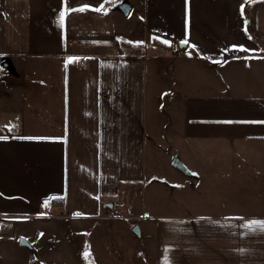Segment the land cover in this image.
Listing matches in <instances>:
<instances>
[{
  "label": "crops",
  "instance_id": "crops-1",
  "mask_svg": "<svg viewBox=\"0 0 264 264\" xmlns=\"http://www.w3.org/2000/svg\"><path fill=\"white\" fill-rule=\"evenodd\" d=\"M121 1L0 0V59L15 68L0 65V234L11 227L4 215L106 225L122 217L112 212L119 205L131 237L141 220L142 241L152 240V260V250L135 254L145 264H264V232L241 227L264 220V123H254L264 121V0H129L128 15L114 9ZM84 5L61 26V11ZM101 5L107 12L92 10ZM177 46L178 59L202 60L182 65L201 82L166 100L182 106L183 138L203 143L188 148L202 162L180 160L181 171L208 192L233 188L229 199L210 198L219 208L210 213L149 205L163 202L152 185L148 71ZM68 57L80 59L66 66ZM91 261L108 263L97 252Z\"/></svg>",
  "mask_w": 264,
  "mask_h": 264
},
{
  "label": "rangeland",
  "instance_id": "rangeland-1",
  "mask_svg": "<svg viewBox=\"0 0 264 264\" xmlns=\"http://www.w3.org/2000/svg\"><path fill=\"white\" fill-rule=\"evenodd\" d=\"M135 5L137 6V2ZM179 49L180 46H177L171 56H164L158 62L152 58L148 71V113L153 125L152 135L147 132V139L150 143L154 142L156 146L150 156L152 173L156 174L152 185L160 187L163 202L159 205L155 203L149 205L156 212L163 214L210 213L219 210L216 206L218 203H211L210 198L229 199L232 197L233 188L225 183L216 188L210 187L211 192H208V188L201 184L192 186L191 177L185 175L174 163L176 158H180L184 163L187 160L191 162V165L200 164L201 156H193L188 148L203 147L202 141L195 142L194 145L193 142L183 138L181 104L166 102L167 95L172 97L178 88L182 91L189 89L190 85L201 82L198 80L201 77L200 71H198L199 75L186 67L183 68L186 63H201L200 55L196 54L195 59H189L187 62L186 59H178ZM190 50L191 47H188L181 53H189ZM179 70L181 72L178 73ZM117 117L119 118L118 114ZM261 145L264 146V144ZM123 173L122 164L115 159L113 176L117 177L118 174ZM142 185L147 186V180ZM126 189L130 191V187ZM149 190L151 188L148 186ZM231 205L234 204H225V206ZM46 210L49 208L43 211ZM112 212L120 213L122 217L105 220L106 225L99 219L93 221L86 219L83 223H77L79 222L77 220H63L49 218V216L38 220L26 216L4 215L2 219L9 220L11 227L6 230V233L0 234V264H54L53 261L55 264H93L94 261H91V258L94 257L95 252L102 261L108 260V263L103 264H145L135 254L139 255L145 248L146 252L151 251L152 240L142 241L135 234L131 237L130 220L123 217L126 213L124 207L117 205ZM136 221L141 226V220ZM93 224L92 230L90 228ZM13 225L15 228L12 227ZM21 237L28 239L36 248V252L27 245H22ZM150 254L148 257L152 260L153 250ZM133 255L135 258H131Z\"/></svg>",
  "mask_w": 264,
  "mask_h": 264
},
{
  "label": "snow or ice",
  "instance_id": "snow-or-ice-1",
  "mask_svg": "<svg viewBox=\"0 0 264 264\" xmlns=\"http://www.w3.org/2000/svg\"><path fill=\"white\" fill-rule=\"evenodd\" d=\"M89 7H90L89 5H84L82 7L74 8V9H67L66 8L65 10L61 11L60 16H59V22H60L61 26H63L65 17L68 14L69 11L84 12V11L89 10ZM92 10H94L96 12H101V11L107 12V9H105L103 7V5H101L99 7H96L94 9H92ZM243 10H244V5H241V12H243ZM155 38L156 39H160V37H155ZM161 42L164 43V44H169L170 43L166 39L162 40ZM138 43H142V42H138ZM181 44L187 45L188 44V40L187 39L182 40ZM192 47L195 48V45H192ZM231 50L248 51L247 49H244L243 47L237 48V46H233V48ZM226 51H228V50H226ZM78 59H80V58H78V57H68L67 61H66V66H67L68 63H72L74 61H77ZM214 62L219 63L220 61H214ZM2 71L3 70L0 69V72H2ZM254 123H264V121H259V122H254ZM19 138L20 139H52V138H43V137H19ZM4 139H8V137L0 136V140H4ZM193 175H195V173ZM47 205H48V202L45 201V206L47 207ZM241 227L247 229L249 232H256V231L264 232V220H248V221H245L241 225ZM40 235H43V234H40Z\"/></svg>",
  "mask_w": 264,
  "mask_h": 264
},
{
  "label": "water",
  "instance_id": "water-1",
  "mask_svg": "<svg viewBox=\"0 0 264 264\" xmlns=\"http://www.w3.org/2000/svg\"><path fill=\"white\" fill-rule=\"evenodd\" d=\"M114 9H118L121 10L125 15H128L129 12L132 9V6L129 2V0H122L121 2L117 3L114 6ZM184 44H181V46ZM0 65L6 67L8 70H10L11 72H14V63L12 61V59L10 58V56H3L0 59ZM175 165L180 169L183 170L184 172H186V167L184 166V164L180 161L179 158H176L174 161ZM105 206L112 208L114 206L113 203H107L105 204ZM132 232L140 239H143V235H142V228L141 226L137 223L133 226L132 228ZM20 243L22 245H27L28 247H30L33 251L36 252V248L33 247L32 243L28 241V239H26L25 237H21L20 239ZM55 264V263H54Z\"/></svg>",
  "mask_w": 264,
  "mask_h": 264
},
{
  "label": "built area",
  "instance_id": "built-area-1",
  "mask_svg": "<svg viewBox=\"0 0 264 264\" xmlns=\"http://www.w3.org/2000/svg\"><path fill=\"white\" fill-rule=\"evenodd\" d=\"M4 14V8L2 7L1 3H0V15ZM0 83H1V76H0Z\"/></svg>",
  "mask_w": 264,
  "mask_h": 264
},
{
  "label": "trees",
  "instance_id": "trees-1",
  "mask_svg": "<svg viewBox=\"0 0 264 264\" xmlns=\"http://www.w3.org/2000/svg\"><path fill=\"white\" fill-rule=\"evenodd\" d=\"M52 199H55V198H52ZM111 210V209H110Z\"/></svg>",
  "mask_w": 264,
  "mask_h": 264
}]
</instances>
